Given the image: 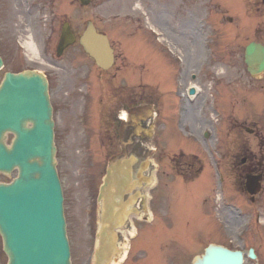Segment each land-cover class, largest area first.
I'll return each mask as SVG.
<instances>
[{
  "label": "rangeland",
  "instance_id": "rangeland-1",
  "mask_svg": "<svg viewBox=\"0 0 264 264\" xmlns=\"http://www.w3.org/2000/svg\"><path fill=\"white\" fill-rule=\"evenodd\" d=\"M135 1H124V8L121 2L115 7L109 4L112 2H103V0H93L85 7L77 0L73 2L53 0L52 5L56 18L66 17L75 30L82 28L85 20L90 19L100 29L107 31L116 43L117 31L120 29L131 31L132 27L130 25L129 28H125L122 19H112L111 16L117 12L132 13V5ZM159 1H163L166 7L169 5L174 15L171 24H175H170L169 35L176 37L175 34L180 33L176 24L178 19L181 20L180 24L183 22L179 26L185 27L186 30L192 28L190 17H193L192 23H195V14H198L202 23L208 25L210 31L207 33L212 37L210 50L200 47V51L195 54V61L203 63L199 76V82L203 88L200 102L208 107V111L205 114L195 112L196 119H194L195 115L191 117L195 120L197 134H201L204 129H209L211 132V138L201 142L202 153H197L201 158V166L210 167L211 178L209 179L207 175L203 177L206 189L198 188L196 180L188 188L186 186L176 187L175 201L169 196L168 189L165 188L162 194L159 190H154L151 207L156 213L162 211V215L146 238L147 242L150 241L146 249L149 257H152L153 264H187L191 262L194 255L200 254L209 242L218 241V243L232 244V246L239 244L234 237V231L241 221L239 219L241 209L250 212L252 218L256 217L254 213L264 217V210H262L264 193L261 194L263 197H257L252 204L248 201L246 194H241L237 183L239 164L236 163L240 157H247V163L257 162L261 155H264V73L257 77L249 75L243 62L244 47L249 41L264 43V6L260 5V0ZM36 3L37 0H0V34L3 33L5 38L9 39L8 43L1 45L7 54L5 70L8 67L19 69L36 64L35 61L28 60L23 51L18 50L19 37L25 38L31 33L35 42L38 43L41 40L44 27L42 18L47 17L49 10L37 8ZM145 4L150 5L148 1ZM190 13L192 16L189 15ZM228 17H231V21L227 20ZM163 23L167 25L165 21ZM29 27L31 32L28 31ZM181 40L183 41L182 38ZM196 46L199 48L198 40ZM149 47L143 44L142 36L130 37L124 41L126 52L137 61L145 60L146 56H148V61L151 58L156 61L155 58L159 55L154 49L150 50L152 56L149 55ZM182 47L183 53H187L185 44ZM77 49L76 46L73 50V57L81 66L79 69L81 70L88 64L92 65ZM117 50L119 52L120 48L117 47ZM204 63H206L205 67ZM79 69L70 72V78L72 77L73 81L79 80L77 76L80 73ZM171 69L170 66V72ZM1 76L2 72H0ZM75 88L73 83V89ZM78 95L79 93L71 91L70 88L68 94L64 93L60 95V98L56 97L57 103L60 104V113L63 117V114H66L68 118L67 121H63L64 130L61 134L63 138H76L75 110ZM212 107L216 110V114L212 112ZM246 127L253 128L255 133H248ZM165 132L166 130L160 129L156 133V138L162 146H164ZM170 136L177 139L175 133ZM169 142L170 147H176L178 144V140ZM78 145H80V140L76 138L75 141L67 142L66 147L58 148L57 167L63 185L65 215L72 249L77 259H80L89 251L90 244L94 242L89 233L95 229V226H89L87 220H94L97 217L95 196L104 163L97 157L100 154V147L91 148V152L88 150L90 147H86L88 144L85 147ZM216 161H219L226 180V185L224 184L226 199H221L219 196L221 187L213 169V165H217ZM165 167L168 170L166 164ZM158 174L162 183L166 176L163 173ZM200 176L201 172L197 179ZM4 179L5 177L0 176V180ZM166 180L169 182L168 178ZM196 198L197 200L206 198L208 202L199 205ZM87 206L90 208L93 206V214L86 209ZM173 210L175 217L171 218L169 215L163 217L165 211L169 214ZM200 212L202 213L201 219L198 218ZM227 212L235 219L226 220L225 213ZM169 227L171 231L179 234H173L175 237L169 235ZM255 228L250 229L248 238H246L248 243L259 247L260 258L264 261V235ZM196 229L199 230L196 232ZM196 233L200 237L199 240L195 239ZM120 245L122 249H127V241H124L122 237H120ZM139 252L141 253L134 255L139 258L138 260L148 257L145 250H139ZM5 263L6 257L1 249L0 239V264Z\"/></svg>",
  "mask_w": 264,
  "mask_h": 264
},
{
  "label": "water",
  "instance_id": "water-1",
  "mask_svg": "<svg viewBox=\"0 0 264 264\" xmlns=\"http://www.w3.org/2000/svg\"><path fill=\"white\" fill-rule=\"evenodd\" d=\"M86 51L97 62L107 65L111 51L104 37L95 34L90 24L81 38ZM246 62L252 73L264 68V47L251 43ZM23 78L8 75L0 87V171L18 169L10 184H0V233L8 264H70L63 232L60 198L53 173L54 148H50L46 117V92L11 88L10 80L20 85L46 88V81L33 73ZM5 84V85H4ZM32 121V128L25 127ZM14 131L17 137L10 148L3 133ZM241 254L221 246L209 245L193 264H240Z\"/></svg>",
  "mask_w": 264,
  "mask_h": 264
},
{
  "label": "flooded vegetation",
  "instance_id": "flooded-vegetation-1",
  "mask_svg": "<svg viewBox=\"0 0 264 264\" xmlns=\"http://www.w3.org/2000/svg\"><path fill=\"white\" fill-rule=\"evenodd\" d=\"M50 40V51H51V56H53L54 58V61L52 62H59L60 65L58 66V64H55L54 67L56 69H59L61 72H60V76H63L65 75L66 73L69 72V70H71L70 68V64L71 62L69 63V61L67 59H65V55L67 53V50H64L62 52V54L60 56H57V53H56V46H57V40L53 39V38H49ZM59 73H56L54 76L58 75ZM137 97V94L136 92H130L129 95H128V98L132 101L133 99H135ZM133 111V108L130 109V112ZM77 264H79L80 262L79 261H76Z\"/></svg>",
  "mask_w": 264,
  "mask_h": 264
},
{
  "label": "bare ground",
  "instance_id": "bare-ground-1",
  "mask_svg": "<svg viewBox=\"0 0 264 264\" xmlns=\"http://www.w3.org/2000/svg\"><path fill=\"white\" fill-rule=\"evenodd\" d=\"M188 39H190V36H188ZM188 41L191 42V40H188ZM23 42H24V46L26 47V49L29 52V54L32 57H35L37 52H36V48H35L34 43L32 42V40L28 39V40L23 41Z\"/></svg>",
  "mask_w": 264,
  "mask_h": 264
}]
</instances>
